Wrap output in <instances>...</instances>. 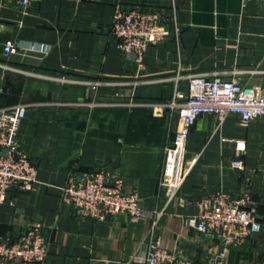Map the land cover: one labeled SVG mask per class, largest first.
Listing matches in <instances>:
<instances>
[{"label": "crops", "instance_id": "crops-1", "mask_svg": "<svg viewBox=\"0 0 264 264\" xmlns=\"http://www.w3.org/2000/svg\"><path fill=\"white\" fill-rule=\"evenodd\" d=\"M118 5L168 18L167 35L146 49L141 66L109 34ZM8 41L17 50L3 56ZM214 72L264 95V0H31L25 7L0 0V107L26 105L18 145L37 179L30 190L7 192L0 236L14 240L39 224L49 237L41 262L6 264H144L151 232L177 257L209 261L223 247L186 223L197 211L191 201L216 189L236 196L243 185L263 224L225 248L223 259L264 263V114L247 124L234 113L221 123L198 115L185 144L186 161L194 160L181 187L168 200L159 182L163 147L181 123L169 103L188 92L187 80L175 76ZM100 169L119 175L152 216L94 220L61 201L68 171Z\"/></svg>", "mask_w": 264, "mask_h": 264}, {"label": "built area", "instance_id": "built-area-1", "mask_svg": "<svg viewBox=\"0 0 264 264\" xmlns=\"http://www.w3.org/2000/svg\"><path fill=\"white\" fill-rule=\"evenodd\" d=\"M15 1L25 7L31 0ZM167 23L168 18L158 9L123 8L118 5L108 31L123 55L141 66L146 49L167 35ZM16 50L17 46L8 41L3 47V56ZM179 77L187 80L188 92L180 101L169 103L172 108L178 109L181 123L170 143L163 147L164 161L159 179L168 200L181 187L194 160L186 161L185 144L198 115H213L221 123L227 114L234 113L241 123L247 124L264 114V95L257 87L225 79L219 72L188 73L176 75L175 79ZM60 79L71 80L63 76ZM78 81L92 86L104 84L97 80ZM25 109L24 103L0 107V204L6 200L10 189L27 191L37 180L34 163L18 145L19 127ZM232 164L241 166L242 162L233 161ZM60 198L79 215L94 220L125 213L135 221L152 214L140 207L135 190L124 191L119 175L102 169L68 171L60 188ZM191 202L197 211L187 217L186 223L202 234L220 239L223 249L218 257L209 261L184 260L164 248L160 239L151 232L145 240L144 264H227L223 259L225 248L240 245L252 233L260 231L263 224L257 214V205L245 185L236 196L216 189ZM48 243V234L39 224L27 226L14 240L0 236V264L15 260L41 262L47 255Z\"/></svg>", "mask_w": 264, "mask_h": 264}, {"label": "water", "instance_id": "water-1", "mask_svg": "<svg viewBox=\"0 0 264 264\" xmlns=\"http://www.w3.org/2000/svg\"><path fill=\"white\" fill-rule=\"evenodd\" d=\"M127 215L125 213H119L117 215H115L113 218L114 219H122V218H126ZM111 218L110 216L107 217V219Z\"/></svg>", "mask_w": 264, "mask_h": 264}]
</instances>
